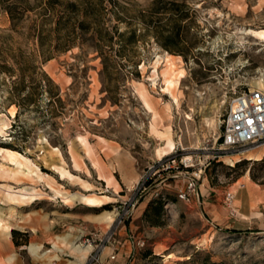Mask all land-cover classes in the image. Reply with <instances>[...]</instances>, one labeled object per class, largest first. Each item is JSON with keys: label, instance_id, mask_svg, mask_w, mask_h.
<instances>
[{"label": "rangeland", "instance_id": "obj_1", "mask_svg": "<svg viewBox=\"0 0 264 264\" xmlns=\"http://www.w3.org/2000/svg\"><path fill=\"white\" fill-rule=\"evenodd\" d=\"M46 1L14 30L0 4V45L34 52ZM101 1L111 43L92 25L36 59L60 104L0 85V264H264V142L220 143L230 100L264 92V0Z\"/></svg>", "mask_w": 264, "mask_h": 264}, {"label": "trees", "instance_id": "obj_2", "mask_svg": "<svg viewBox=\"0 0 264 264\" xmlns=\"http://www.w3.org/2000/svg\"><path fill=\"white\" fill-rule=\"evenodd\" d=\"M0 4L9 15L12 30L18 27L30 7L28 0H0ZM104 9L101 0H47L40 10L41 20L30 30L29 35L36 45L34 52L24 55L20 50L16 53L0 45V85L7 88V103L18 108H28L35 104L38 96L47 95L49 104H60L58 87L36 66V59L46 62L52 59L55 53L69 50L74 41L71 37L76 35V31L87 30L92 25L97 45L107 46L106 44L112 42V37L101 24L100 18ZM57 11L59 13H56ZM53 19L56 20L55 29L51 31L46 26ZM53 32L56 37L52 40ZM54 40L57 44L53 46ZM99 55L102 58V73L105 74L108 66L100 51ZM17 117L18 114L15 118ZM240 163H236L234 168L239 167ZM162 207L161 200L150 203L143 214L147 222L153 226L157 225L156 219L161 215Z\"/></svg>", "mask_w": 264, "mask_h": 264}, {"label": "built area", "instance_id": "obj_3", "mask_svg": "<svg viewBox=\"0 0 264 264\" xmlns=\"http://www.w3.org/2000/svg\"><path fill=\"white\" fill-rule=\"evenodd\" d=\"M222 124L221 147L225 151H237L264 142V92L248 89L235 95ZM180 198L185 199L186 195L180 194ZM231 200L232 195L228 194L226 201L230 203Z\"/></svg>", "mask_w": 264, "mask_h": 264}, {"label": "bare ground", "instance_id": "obj_4", "mask_svg": "<svg viewBox=\"0 0 264 264\" xmlns=\"http://www.w3.org/2000/svg\"><path fill=\"white\" fill-rule=\"evenodd\" d=\"M252 36H253V38L255 37V38L259 39V40L264 41V31H262V32H254ZM10 260H12V258H10L9 261Z\"/></svg>", "mask_w": 264, "mask_h": 264}]
</instances>
